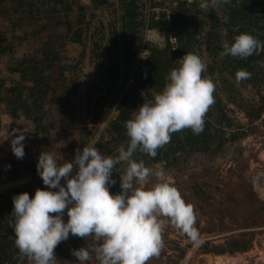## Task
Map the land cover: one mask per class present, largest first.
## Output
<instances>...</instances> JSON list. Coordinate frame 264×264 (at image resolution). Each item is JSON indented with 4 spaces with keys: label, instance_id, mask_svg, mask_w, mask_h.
<instances>
[{
    "label": "trees",
    "instance_id": "1",
    "mask_svg": "<svg viewBox=\"0 0 264 264\" xmlns=\"http://www.w3.org/2000/svg\"><path fill=\"white\" fill-rule=\"evenodd\" d=\"M96 7L109 6L111 0H92ZM143 0H120L122 10L120 28L112 22L104 30H92L86 18V6L81 0H0V18H28L35 26V49L24 58L19 70L23 83L19 98L28 101L27 113L39 132L46 133L65 121L74 123L77 79H70L67 70L72 63L65 53L64 43L83 44L91 39V60L99 68L97 81L88 88L89 101L99 114L110 103L122 74L131 78L120 99L118 114L110 121L107 135L94 145L105 156H118L121 144L127 146L125 122L133 118L130 111L137 93L155 96L162 92L173 68L187 53H196L207 68L216 89L215 103L204 116L201 133L191 128L173 133L153 158L137 149L133 159L143 160L154 171L167 170L191 153L214 155L229 143L246 134L245 127L253 125L264 114V51L247 58L222 56L223 43H234L240 33H250L264 43V0H227L225 5L200 6L188 0H176L167 5L151 6L149 18L142 11ZM163 34L164 46L145 45L139 56L137 44L146 27ZM100 33V34H99ZM246 70L250 79L236 82V73ZM154 102V100H152ZM242 115L240 119L236 112ZM50 125V126H49ZM127 166L121 162L118 169ZM10 175L18 180L24 173L35 174L37 167L24 160H14ZM22 170V171H21ZM28 184H16L0 193V264H18L21 254L15 245L13 198L27 192ZM69 219V218H68ZM67 219V220H68ZM66 220V222H67ZM240 246V243H236ZM241 247V246H240ZM246 249L245 245L242 246ZM212 250V249H211ZM218 253L234 252L237 248L215 249ZM91 256L95 263V254Z\"/></svg>",
    "mask_w": 264,
    "mask_h": 264
},
{
    "label": "rangeland",
    "instance_id": "2",
    "mask_svg": "<svg viewBox=\"0 0 264 264\" xmlns=\"http://www.w3.org/2000/svg\"><path fill=\"white\" fill-rule=\"evenodd\" d=\"M86 6V18L90 28L101 31L112 22L120 28L122 14L120 0H111L109 6L96 7L92 0H81ZM176 0H143V14L149 18L151 6L167 5ZM200 6L225 5L227 0H188ZM105 25V27H104ZM34 24L28 18L8 20L0 18V193L16 184H28L27 192L34 197L38 188L44 185L38 171L35 174H23L13 179L10 170L14 160H24L37 167L42 151L50 150L61 162L72 161L76 150L92 145L106 136L110 121L118 114L117 106L124 95L131 78L125 73L110 103L97 114L89 101L88 88L97 81L99 68L91 60L92 40L83 44H65L64 49L72 65L67 70L70 79H77L74 123L65 121L61 127L59 117L55 125L46 133L39 132L27 113L28 101L19 98L18 88L23 83L19 67L21 61L31 55L35 49L36 33ZM100 34V33H99ZM164 46L163 34L148 26L144 29L137 44L139 56L145 54V45ZM201 47H197V54ZM200 56V55H199ZM155 96L139 92L130 106L133 115L139 107ZM236 115L242 119L237 111ZM30 131L23 141L25 155L18 159L11 148L12 129ZM50 126V125H49ZM246 134L236 142L229 143L214 155L191 153L177 165L164 170L165 179L174 183L186 202L194 205L195 227L199 238L193 241L181 229L169 220L163 231L164 246L159 256L152 257L147 264H264V114L253 125L245 127ZM18 134V133H17ZM10 165V167H8ZM127 166L114 168L109 183L110 192L115 195L122 191L121 174ZM22 171V170H21ZM74 168L70 175H75ZM160 182L156 176H150L146 187ZM66 187V180L61 179ZM58 191V189H49ZM71 207V205H69ZM55 215V214H54ZM63 220L69 218L65 209ZM166 219V218H165ZM236 243H240L237 246ZM95 244L93 237L82 238L69 233L67 240L61 241L55 248L56 264H80L72 254L73 249L91 248ZM246 247L243 249L242 246ZM225 248L234 252L218 253L215 249ZM212 249V250H211ZM18 264H32L27 257L21 256ZM83 264L95 263L93 257Z\"/></svg>",
    "mask_w": 264,
    "mask_h": 264
},
{
    "label": "clouds",
    "instance_id": "3",
    "mask_svg": "<svg viewBox=\"0 0 264 264\" xmlns=\"http://www.w3.org/2000/svg\"><path fill=\"white\" fill-rule=\"evenodd\" d=\"M223 49L222 56L247 58L264 51V43L245 32L231 45L224 42ZM179 65L171 70L170 82L155 94L154 102H144L125 122L130 142L120 145L118 156H105L92 145L83 147L82 152L77 149L72 161L61 162L50 150L41 152L37 171L49 188H38L34 197L28 192L15 196V222L10 224L19 253L32 264H56L54 250L69 233L95 241L90 249L72 250L80 264L90 260L92 253L99 264H147L159 256L169 220L193 241L198 240L194 205L165 179L163 168L154 171L143 160L133 159L137 149L154 158L173 133L186 128L197 135L203 131L204 116L215 103L216 84L211 76L203 75L207 65L198 54L187 53ZM250 78L246 70L236 73L237 84ZM29 132L26 125L12 129L11 148L18 159L25 155L23 141ZM121 162L127 164L121 174L122 191L113 195L109 183L115 185L112 171L116 168L120 172L117 165ZM74 168L78 171L73 176ZM153 175L160 182L146 187ZM65 209L69 217L66 223L62 218Z\"/></svg>",
    "mask_w": 264,
    "mask_h": 264
}]
</instances>
